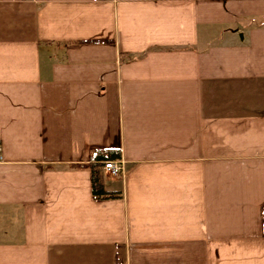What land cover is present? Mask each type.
Returning <instances> with one entry per match:
<instances>
[{
	"label": "crops",
	"instance_id": "crops-1",
	"mask_svg": "<svg viewBox=\"0 0 264 264\" xmlns=\"http://www.w3.org/2000/svg\"><path fill=\"white\" fill-rule=\"evenodd\" d=\"M0 146V264H264V0H0Z\"/></svg>",
	"mask_w": 264,
	"mask_h": 264
},
{
	"label": "trees",
	"instance_id": "trees-1",
	"mask_svg": "<svg viewBox=\"0 0 264 264\" xmlns=\"http://www.w3.org/2000/svg\"><path fill=\"white\" fill-rule=\"evenodd\" d=\"M119 158V151L115 149H99L91 153L88 168L91 176V191L95 199H113L120 197L118 192L106 190L102 171L103 163L106 160H116Z\"/></svg>",
	"mask_w": 264,
	"mask_h": 264
},
{
	"label": "built area",
	"instance_id": "built-area-1",
	"mask_svg": "<svg viewBox=\"0 0 264 264\" xmlns=\"http://www.w3.org/2000/svg\"><path fill=\"white\" fill-rule=\"evenodd\" d=\"M2 160H3L2 148L0 146V162ZM102 171L105 175H109L113 177L120 176L124 171L123 161L120 158L116 160H106L103 163Z\"/></svg>",
	"mask_w": 264,
	"mask_h": 264
}]
</instances>
